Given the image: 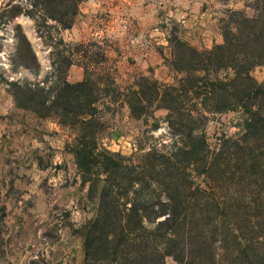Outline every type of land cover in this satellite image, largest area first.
<instances>
[{
	"label": "trees",
	"instance_id": "obj_1",
	"mask_svg": "<svg viewBox=\"0 0 264 264\" xmlns=\"http://www.w3.org/2000/svg\"><path fill=\"white\" fill-rule=\"evenodd\" d=\"M83 0H11L0 9L7 24L25 16L51 47L41 80L2 77L16 109L51 120L69 133L73 157L93 217L75 232L83 264H264V0L252 15L228 10L220 20L222 43L199 50L173 29L167 39L173 82L137 76L120 86L96 43L67 44ZM14 68L40 73L31 43L19 25ZM78 65L80 81H67ZM126 107L131 118L159 128L169 144L123 155L102 146L104 117ZM240 113L239 137L222 136L211 149L210 118Z\"/></svg>",
	"mask_w": 264,
	"mask_h": 264
},
{
	"label": "rangeland",
	"instance_id": "obj_2",
	"mask_svg": "<svg viewBox=\"0 0 264 264\" xmlns=\"http://www.w3.org/2000/svg\"><path fill=\"white\" fill-rule=\"evenodd\" d=\"M9 1L0 0V9ZM161 1L83 0L72 27L59 35L67 44L93 42L101 47L108 57L106 67L122 87L140 75L171 84L167 39L175 28L183 37L180 21ZM17 25L38 59V75L23 67L13 69ZM51 50L28 17L7 24L0 21V264H83L82 240L75 231L93 217L97 206L96 199L88 198L87 186L80 185L66 150L69 133L51 120L16 109L1 82L2 77L41 80L50 70ZM252 76L263 81L264 67L254 69ZM66 77L69 82L80 81L83 71L73 65ZM165 115L155 112L159 128L149 131L152 119L146 124L131 118L126 107H115L103 119L101 144L123 155L169 144ZM239 117L240 113L230 112L210 118L205 133L211 149L217 148L222 136H240Z\"/></svg>",
	"mask_w": 264,
	"mask_h": 264
},
{
	"label": "crops",
	"instance_id": "obj_3",
	"mask_svg": "<svg viewBox=\"0 0 264 264\" xmlns=\"http://www.w3.org/2000/svg\"><path fill=\"white\" fill-rule=\"evenodd\" d=\"M255 0H162L180 21L184 40L198 49H210L222 43L220 20L228 10L252 15L250 3ZM221 8V9H218ZM219 14V15H217ZM223 15L221 19L218 16Z\"/></svg>",
	"mask_w": 264,
	"mask_h": 264
}]
</instances>
